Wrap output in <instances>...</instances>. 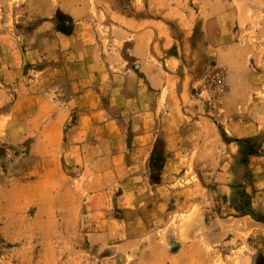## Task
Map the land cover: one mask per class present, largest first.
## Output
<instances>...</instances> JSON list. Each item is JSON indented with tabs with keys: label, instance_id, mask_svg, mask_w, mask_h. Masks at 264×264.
<instances>
[{
	"label": "rangeland",
	"instance_id": "1",
	"mask_svg": "<svg viewBox=\"0 0 264 264\" xmlns=\"http://www.w3.org/2000/svg\"><path fill=\"white\" fill-rule=\"evenodd\" d=\"M0 264H264V0H0Z\"/></svg>",
	"mask_w": 264,
	"mask_h": 264
},
{
	"label": "crops",
	"instance_id": "2",
	"mask_svg": "<svg viewBox=\"0 0 264 264\" xmlns=\"http://www.w3.org/2000/svg\"><path fill=\"white\" fill-rule=\"evenodd\" d=\"M242 128H241V131L239 130V134H238V136L237 137H248L249 135H251L252 133L250 132V131H246L245 129H246V127H244V126H241ZM245 132V133H244Z\"/></svg>",
	"mask_w": 264,
	"mask_h": 264
}]
</instances>
